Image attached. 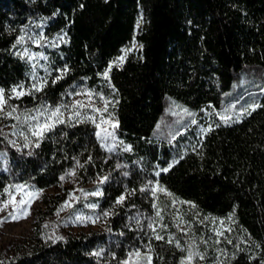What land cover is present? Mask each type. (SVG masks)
Listing matches in <instances>:
<instances>
[{
  "label": "trees",
  "instance_id": "16d2710c",
  "mask_svg": "<svg viewBox=\"0 0 264 264\" xmlns=\"http://www.w3.org/2000/svg\"><path fill=\"white\" fill-rule=\"evenodd\" d=\"M38 19L59 41L46 47L47 83L18 98L17 108L62 105L79 87L101 91L112 99L115 132L128 149L110 154L85 119L63 118L27 147L0 135V199L10 183L45 189L75 169L83 184L106 178L95 200L113 210L104 230L38 234L26 250L0 256V264H129L141 245L151 264H184L170 219L156 236L137 222L139 212L149 213V182L200 217L229 218L230 241L216 264H264V0H0L5 92L31 71L16 41ZM132 41L138 49L112 64ZM245 84L244 96L235 97ZM174 104L195 113V123L174 121Z\"/></svg>",
  "mask_w": 264,
  "mask_h": 264
},
{
  "label": "rangeland",
  "instance_id": "374dc122",
  "mask_svg": "<svg viewBox=\"0 0 264 264\" xmlns=\"http://www.w3.org/2000/svg\"><path fill=\"white\" fill-rule=\"evenodd\" d=\"M21 37H23L22 43L18 44L16 41L17 50L22 56L27 58L31 65V71L24 81L13 87L23 85L21 90L29 93L26 95H34L37 91L32 88V85L37 80H47L48 77L47 59H44V57L47 58L46 47L54 44V41L57 43L59 40L56 37L50 38L45 35L42 20L40 19L33 20L26 25L18 35V38ZM37 40H39V43H36ZM138 47V43L132 41L127 47L122 49L121 54L112 64L120 65L119 58L123 57L124 60L128 52L135 51ZM29 57L34 58L29 59ZM12 88L8 92L4 91L6 103L2 105L3 110L0 111V135H4L13 146L21 148L27 143L24 136L20 135L21 132L27 135L31 142L36 138L31 136L28 130L29 125L33 122L27 118L37 116L43 122L44 116H41L37 109L19 110L15 101L21 96L17 97L11 91ZM247 89L248 85H240L234 90L235 97L244 96ZM86 93H91V100H89ZM76 101H81L84 107L73 110L72 105ZM105 101L109 102L107 111H93V108L103 110ZM112 104L110 96L103 92L79 87L71 93L68 102L62 104L66 107L61 110L64 113L63 118L73 116V119L90 121L95 128V132L100 131L95 124L101 123L102 116L104 120H108L109 123L101 124V128H107L110 132L114 131V138L108 136L103 141L101 139L99 141L110 147L111 151L106 150V147L103 148L114 155L120 148L128 149V145L117 137L115 129L111 127L113 123H116ZM13 109H16V111H13ZM43 109L45 108L40 110ZM232 109V103L228 104L223 113L225 114L224 117H229L226 114ZM185 110H187L185 107L174 104L170 107L168 113L170 117H173L174 121H179V123L186 121V126L190 122L193 123L196 116L195 113ZM74 111H79L81 115L79 117L74 116ZM8 113H11V116ZM47 114L45 113V115ZM87 116L93 117L95 123L86 119ZM16 117H19V119H16ZM104 135L101 132L102 138ZM13 141L14 143H12ZM117 165H121V163ZM101 180H103V183L106 181L105 177L101 176L83 184L78 179L75 169H70L60 176V181L57 185L45 189H36L23 182L7 185L0 199V208L3 209L0 210V256L10 257L26 250L38 239V234L40 237L58 238L67 234L106 229L113 210L112 208L100 207L99 202L95 200L101 194ZM18 185L23 187H16ZM161 188L155 182L147 183L144 189V200L150 205L149 213L139 212L136 216L137 222L139 224L142 223L150 233H154L156 236L160 229H168L167 219H170L183 240L184 264H216L223 256V251L221 250L224 248V243L230 241L231 224L229 218L200 217L187 202L166 194L160 190ZM153 189L156 190L155 195H153ZM93 193L99 194L94 195ZM21 200L24 201L23 204L20 203ZM66 201L69 206L62 208ZM5 203H7V207H3ZM91 205H95V207H91ZM77 217L81 219L78 220ZM150 224L152 227H149ZM217 233L220 234L217 235ZM205 234L207 236H204ZM169 235L171 234L169 233ZM137 251L140 252V256L135 255ZM189 252L194 254L191 261L186 259ZM201 256L203 257L202 259ZM149 258L151 260L149 248L141 245L130 251L126 262L129 264H149Z\"/></svg>",
  "mask_w": 264,
  "mask_h": 264
},
{
  "label": "snow or ice",
  "instance_id": "6c2138e0",
  "mask_svg": "<svg viewBox=\"0 0 264 264\" xmlns=\"http://www.w3.org/2000/svg\"><path fill=\"white\" fill-rule=\"evenodd\" d=\"M41 39H43V37H41ZM59 39L60 40H64V37L63 36H60ZM22 41H23V37L18 38L17 43L18 44L19 43H22ZM36 43H39V40H37ZM33 58L34 57H29V59H33ZM44 59H47V58L44 57ZM119 60L122 63L123 57H120ZM111 68H112V64L109 65L108 69H106L105 72H104V74H103L106 79L108 78V72L111 71ZM62 71H67V69L65 68ZM61 78H62V76H57L53 80V83H55L57 80H59ZM46 83H47V80H44V79L37 80L32 85V88L35 91H40ZM21 89H23V85H20V86H17V87H13L11 91L17 97L22 96V95L29 94V93H25ZM86 95H88L89 100H91V93H86ZM101 99H103V97H101ZM5 103H6V101L4 100V90L3 89H0V111L3 110L2 109V105L5 104ZM108 103H109L108 101H105V108L103 110L93 108V111H96V112L107 111V105H108ZM65 107H66L65 105H60V106H56L54 108H45L43 110L37 109V112H39L41 116H44V120H43V122H41L40 119L37 116H30V117L27 118L28 120H30V121L33 122V123H31L29 125V129H28L29 132L31 133V136L36 137L37 138V141H38L40 139H43L45 133L51 131L56 126V124L64 123L65 122L64 119H63L64 113H63V111L61 109L62 108H65ZM82 107H84V104L81 101H76L72 105L73 110H76V109H79V108H82ZM255 107H258V105H253L252 106L253 110H255ZM13 111H16V109H13ZM185 111H187V110H185ZM45 113H48V114L45 115ZM8 115L11 116V113H8ZM73 115L76 116V117H79L81 115V113L79 111H74ZM16 119H19V117H16ZM68 119L69 120L73 119V116H69ZM86 119L92 120V122L95 123L94 118L91 117V116H87ZM222 119L225 120V122H227V119L228 118L227 117H222ZM108 123H109V121L108 120H104L103 119V116H102L101 117V123L100 124H95L96 128L97 129H100V131H97L96 132L97 138L98 139H101L102 141H103V139H106L108 136H112L114 138V131H111L110 132L107 128H101V124H108ZM193 123H195V121H193ZM117 126H118V123H113L111 125V127L113 129H115ZM210 130H211V128L204 129L202 131H204L206 133L207 131H210ZM101 132H103L105 134L103 138L101 137ZM13 134H15V133H13ZM20 135L21 136H24L25 141H27V143L24 144V147H27L28 146V143H31V141L29 140L28 136L25 135L23 132H21ZM12 143H14V141ZM36 146L38 147L39 144L37 143ZM101 146L102 147H106V150H108V151H111L112 150L110 147H107L103 142L101 143ZM177 162L178 161H173V163H177ZM172 166H173L172 164H169L168 168L163 169V171H165V172L168 171ZM157 175H159V173H157ZM101 183H103V180H101ZM16 187L22 188L23 186L22 185H18ZM160 190L161 191H164L168 195H171L170 193H167L166 189H162L161 188ZM155 191L156 190L153 189V195H155ZM93 194L95 195V194H99V193H93ZM123 200H124V196H121V197L118 198L117 203H121ZM20 203L23 204L24 201L21 200ZM65 206H69L67 201L65 202V205L62 206V208L65 207ZM153 206L155 207V205H153ZM3 207H7V203H5L3 205ZM91 207H95V205H91ZM0 210H3V209L0 208ZM105 215H107V213H105ZM157 215H159V213H157ZM77 219L79 220L81 218L80 217H77ZM149 227H152V225L150 224ZM219 234L220 233H217V235H219ZM156 238L157 239H160L159 236H157ZM95 255H99V253H95ZM135 255L136 256H140V252L137 251L135 253ZM193 255H194L193 253L189 252V255H188V257L186 259L188 261H191ZM202 258L203 257L201 256V259ZM149 264H151L150 258H149Z\"/></svg>",
  "mask_w": 264,
  "mask_h": 264
}]
</instances>
